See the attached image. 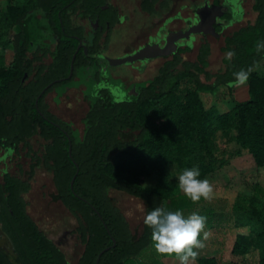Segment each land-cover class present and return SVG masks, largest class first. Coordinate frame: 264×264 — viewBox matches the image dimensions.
<instances>
[{
    "label": "trees",
    "instance_id": "trees-1",
    "mask_svg": "<svg viewBox=\"0 0 264 264\" xmlns=\"http://www.w3.org/2000/svg\"><path fill=\"white\" fill-rule=\"evenodd\" d=\"M31 2H35L32 9L29 6ZM76 2L6 0V7L0 10V47L3 52L9 46L13 50L9 63L5 53L0 56V151L8 150L0 158V164L11 156V162H18L19 155L17 153L18 159H15L14 153L22 143L24 149L29 150L27 155L34 151L35 162L31 165L30 174L41 163L53 174L55 191L49 196L52 201H61L76 217L77 232L84 244L83 254L76 264H96L99 254L105 249L99 264H134L133 259L151 244V229L144 223L140 230L132 229L109 196V190L124 191L142 199L147 205L146 214L156 207L183 211L191 208L193 203L178 195L166 204L167 194L128 182L126 174L143 175L147 166H170L176 160H173L175 152L187 149L185 139L193 140L194 136H200V140L205 141L220 120L231 117L238 121L241 146L248 148L257 165L264 168V85L256 72L250 74L247 82L250 98L237 103L229 114H220L215 106L205 109L198 97V93L213 92L219 85L228 86L234 79V72L255 67L264 58V51L257 53L255 50L256 42L264 40V0H254L253 10L260 12L254 23L225 36L222 52L234 51L236 55L231 61L223 57V70L216 73L207 70L211 48L205 43L197 54L196 62L184 63L182 67H175L174 62L165 63L135 96L121 101H116L111 94L104 98L97 96L83 117L80 136L67 122H62L65 130L45 122L36 107L40 95L38 104L42 105L49 92L69 82L52 84L69 75L72 63L74 74L79 66L87 65L88 57L80 59V52H76L77 41L70 40L62 29L71 14L67 13V8L76 6ZM67 24V33H73L74 29ZM41 27H45L57 42L54 50L41 39L34 40ZM3 29L14 31L13 35L5 34L9 37L6 42ZM59 39L60 42L57 41ZM191 49L189 46L187 50ZM49 59L50 62L47 61ZM201 74L213 82L202 81ZM186 78L195 84L192 93L195 103L187 109H180L173 97ZM50 84L52 86L48 87ZM159 106L165 117L178 118L177 126L175 124L168 133L144 120L148 110ZM43 107V111H48V117L59 120L48 110L46 103ZM33 136L45 141L43 150L33 149L30 142ZM69 138L72 157L78 167L69 155ZM114 161L119 173L112 171ZM29 190L30 183L21 176L9 171L0 174V202L10 218L8 231L18 249L17 261L22 264H72L28 214L24 194ZM88 202L100 212L101 218ZM245 215L246 222L255 221V224L250 236L237 235L232 254L244 256L256 249L258 264H264V214L251 211ZM8 257L0 252V264H16ZM196 261L198 264H219L215 257L198 256Z\"/></svg>",
    "mask_w": 264,
    "mask_h": 264
},
{
    "label": "rangeland",
    "instance_id": "rangeland-1",
    "mask_svg": "<svg viewBox=\"0 0 264 264\" xmlns=\"http://www.w3.org/2000/svg\"><path fill=\"white\" fill-rule=\"evenodd\" d=\"M124 12L127 13L129 20L114 29L108 49L103 50V55L110 58H118L138 54L144 47H138L154 31L149 28L151 18L142 13L139 9L140 0H114ZM191 0H178V3H185ZM30 9L35 6V2L29 4ZM253 0H247V17L240 23L230 27L218 36L209 35L205 38L199 37L196 40L195 51L183 53L178 66L182 67L184 63H194L197 60V50L202 41L208 43L211 53L208 57L209 66L207 68L211 73L223 70L225 65L222 62L226 53L222 52L224 38L232 34L240 27H244L248 22L254 21L256 13L253 10ZM5 8V1L0 0V10ZM177 23L174 27H179ZM186 30V29H183ZM4 42L9 37L6 33L13 35V30L3 29ZM167 37V36H166ZM43 41L51 50L55 49V39L50 32L41 27L34 40ZM2 40V41H3ZM193 40L188 39L186 43L190 44ZM135 48V49H134ZM7 63L11 61L12 47L5 50ZM48 61V60H47ZM164 63L163 58H159L150 63L146 68L144 64L139 65L137 61L133 64L138 71H125L127 64L112 66L106 62L101 65L109 71L119 74L120 77L129 85H145L155 75H157ZM133 66V67H135ZM144 68V69H143ZM258 77L263 80L264 85V58H262L254 67ZM91 70H79L77 79L55 88L46 97V102L50 110L59 118L71 125L76 135L80 136L83 132V117L90 107V102L86 98V91L91 90ZM204 82L212 83L213 80H207L204 74L200 75ZM85 84L88 90L84 89ZM120 80L110 78L109 88L116 101L124 100L129 93L119 90ZM195 84L192 79H183L175 90L173 101L180 109H187L190 104L195 103L193 91ZM199 100L205 109L215 106L220 114H229L233 111L237 103L246 101L250 98L248 83L241 88H229L226 85H219L213 92L198 93ZM94 100V99H93ZM175 108V109H177ZM178 109V110H180ZM247 115L250 116L248 112ZM146 122L156 125L162 132L168 133L173 127L177 126L178 118L169 119L164 116V110L161 106L152 108L145 113ZM239 124L234 117L220 120L213 131L208 134L205 141L200 140V136L192 139H185L188 142L185 151L175 152L170 166L155 168L147 166L143 175L126 174L128 182L140 185L144 188L158 189L167 194L165 201L169 204L171 199L182 195L177 187V176L185 168L198 167L201 173L200 178H208L215 186V197L211 202L201 200L191 208L183 210L185 216L192 212L205 216L206 231L211 233L210 238L204 241L205 247L199 251V257H215L219 264H258L259 255L256 249H252L244 256H234L232 248L239 233L250 236L255 221L246 222L248 212L256 211L264 214V168L259 167L254 156L248 148L241 146L239 140ZM35 150L41 151L46 143L35 136L30 139ZM204 142V145H202ZM24 171L20 173L18 167L12 169V173L21 176L30 183V190L24 194L27 202V212L36 222L38 227L58 245L65 254L67 260L76 264L83 254L84 244L77 232L78 221L73 213L64 205L55 203L50 198V193L55 191L53 174L48 171L44 165H36L33 173L30 174L31 164L22 160ZM112 171L119 173L117 162L112 164ZM202 173L204 175H202ZM109 196L113 199L115 205L120 209L132 229L142 228L143 219L146 215V203L137 197H134L124 191L110 189ZM3 212L0 208V241L4 242V247L9 257L16 262L18 249L8 231V225L4 222ZM4 223L3 231H1ZM9 238L13 240L15 251L11 247ZM203 240V236L201 235ZM9 243V245L6 244ZM134 264H178L173 258H166L156 254L152 242L145 248L140 255L133 259ZM195 264H198L197 261Z\"/></svg>",
    "mask_w": 264,
    "mask_h": 264
},
{
    "label": "flooded vegetation",
    "instance_id": "flooded-vegetation-1",
    "mask_svg": "<svg viewBox=\"0 0 264 264\" xmlns=\"http://www.w3.org/2000/svg\"><path fill=\"white\" fill-rule=\"evenodd\" d=\"M246 2L247 0H191L189 2L179 4L178 0H140L139 9L142 13L147 14L151 18L148 27L153 29L154 31L145 39V41L142 44L138 45L136 49L154 43H159L161 46H163L166 42L165 41L166 36L169 33L176 32L177 35H179L180 31H187L190 26L196 24L198 21V16L195 14V10L198 7H203L206 5L220 6L222 8L220 17H215V22L213 24L214 28L217 30L218 34L220 35L224 31L228 30L230 27L236 24H240L247 17L248 13L246 10ZM253 4H254V0H253ZM68 12L71 13L69 17V22L63 23L62 29H64V31L66 32L65 35L70 36L69 37L70 40L73 39L77 41L76 51L78 49V52H80V59H82L83 57H88V61H87V65L79 66L75 74L73 73L74 75L72 74L70 78H69L70 75L69 73L68 76L56 80L58 81L57 83H62L63 81L66 80L69 82H74L77 79V72L79 70L82 69L91 70L92 75L90 78L93 79V84H91V90L86 91L85 93L86 98L90 102V104L91 102H93V99L95 100L97 98V96H99L100 98H104L106 97V95L111 94L110 88L108 87L110 78L113 79L118 78L120 80L121 84L118 85L117 87L120 88L119 90H123L124 92L129 93L127 98L137 95L140 92L142 86L144 85L127 84L126 81L123 80L119 74L110 72L109 66L108 68L105 69V67L101 65V62H106V61L100 58V55H103L102 53L103 50L109 48L110 40L113 35L114 29L117 26L122 25L123 23L129 20L127 13L124 12L122 8L115 3L114 0H77L76 6L74 7L70 6L67 8V13ZM255 13L256 16L254 21L248 22L245 26H247L248 24H252L257 20L260 12L257 11ZM67 23H69L71 29H74L73 33L70 34L67 33L66 31L67 30L66 25H68ZM177 23L181 24V26L174 27V25ZM209 35L212 34L202 33V32L194 33L190 38H188L189 40L190 39L193 40L190 44L186 43V41L188 42V39H179L177 41V49L173 52H170L168 55L156 56L144 62H139V61L137 62L139 65L144 64V68H146L153 61L159 58H163L164 63L162 67L167 62H174V66L179 67L178 56L180 57L183 53L186 52H191V53L194 52L196 40L199 37L203 39ZM169 38L172 39V37ZM57 41L60 42V39ZM55 44H57L56 41ZM203 44H205L204 41L200 43L197 50V54L200 51V48L202 47ZM189 46H191L192 48L191 50H187ZM85 47L88 49V54L85 53ZM92 55H97V56L92 57ZM48 61L50 62L51 59H49ZM133 66H135L133 63L128 64V66L125 68V71H128V69L132 71H138L136 66L135 67ZM82 85H84V89L88 90L87 85H85L84 83ZM45 103L47 104L46 98L42 105L36 104V107L40 115L43 117L44 121L54 124L57 128H61L62 130H65L64 125H62V122L64 121L63 119L59 118L58 116H57L59 119L58 121L55 119H51L47 115L48 111L47 110L46 112L43 111L42 108H44L43 106L45 105ZM48 110H50L49 106H48ZM28 151L29 150L27 148L24 149V144L21 143L18 151L14 153L15 156L18 153L19 155L18 158H20V160L15 163L11 162L10 158H12V156L7 160H3L0 164V174H3V172H7V171L11 172L12 169H15L16 167L19 168L20 173H23L24 168H23L22 160L29 162L31 165L35 162L33 160L34 151H32L31 154L27 155ZM7 152L8 150L2 149L0 151V158L3 157ZM14 158L18 159L17 156ZM19 163H21V166L19 165ZM40 165H44V164L41 163ZM11 174L13 173L11 172ZM54 202L64 205L61 201H54ZM0 208L1 211L3 212L2 215L4 218V222L10 227L9 224L10 218L5 213L3 203L1 202H0ZM4 226L5 225L3 223L1 228V231L3 232H4L3 230ZM9 241L11 247L15 251L16 247L13 245V240L9 238ZM6 244L9 245V243L7 242ZM54 244L58 247L56 243ZM4 245H5L4 242L0 241V252L9 256ZM8 258L9 260L13 261L10 257Z\"/></svg>",
    "mask_w": 264,
    "mask_h": 264
},
{
    "label": "clouds",
    "instance_id": "clouds-1",
    "mask_svg": "<svg viewBox=\"0 0 264 264\" xmlns=\"http://www.w3.org/2000/svg\"><path fill=\"white\" fill-rule=\"evenodd\" d=\"M257 53L264 51V40L255 44ZM234 51H228L225 59L231 61ZM254 67L240 69L233 73L234 79L228 86L241 88L249 80ZM198 167L185 168L177 176V187L180 193L194 204L201 200L211 202L215 197V186L208 178H200ZM205 216L192 212L185 216L182 210L170 211L164 207H156L149 211L143 219L144 225L151 229V242L157 255L173 258L178 264H195L200 249L205 247L211 233L206 231ZM203 236V240L201 239Z\"/></svg>",
    "mask_w": 264,
    "mask_h": 264
},
{
    "label": "water",
    "instance_id": "water-1",
    "mask_svg": "<svg viewBox=\"0 0 264 264\" xmlns=\"http://www.w3.org/2000/svg\"><path fill=\"white\" fill-rule=\"evenodd\" d=\"M221 12H222V8L220 6H208V5H206L203 7H198L195 10V14L198 16L197 23L190 26L187 31H180L179 35H177L176 32L169 33L165 39L166 42L163 46H161L159 43H154V44H149L148 46L144 47L142 51H140L138 54H135V55L118 57V58H110V57L105 56V55H100V58L103 59L104 61H106V63H108V65H112V66H119V65H123V64H127V63L131 64L134 61L144 62L150 58H153V57H156L159 55H168L170 52L175 51L177 49V41L179 39H188L194 33L202 32V33H210L214 36H218L219 34H218L217 30L214 28L213 24L215 22V17H220ZM169 37H172V39H170ZM76 52H78V49ZM85 53L88 54V49L86 47H85ZM96 56L97 55H92V57H96ZM74 60H75V56L73 57V62H74ZM73 69H74V63H72V65H71L70 76L73 74ZM57 82L58 81L53 82L52 84H55ZM52 84L48 85V87L52 86ZM40 96L38 97V99L40 98ZM38 99L36 101V104H38ZM69 142H70L69 155H70L72 161L78 167V164L76 163V161L72 157L71 138H69ZM74 180H75V177L71 181V188H73ZM82 199L84 201H86L84 198H82ZM90 205L92 206L93 210L97 213V215L101 218L102 216H101L100 212L92 204H90ZM103 223H104V221H103ZM104 225L107 228V225L106 224H104ZM113 241L115 242L116 240L113 238ZM106 250L107 249L103 250L99 254V257L97 259L96 264H99L100 256Z\"/></svg>",
    "mask_w": 264,
    "mask_h": 264
},
{
    "label": "crops",
    "instance_id": "crops-1",
    "mask_svg": "<svg viewBox=\"0 0 264 264\" xmlns=\"http://www.w3.org/2000/svg\"><path fill=\"white\" fill-rule=\"evenodd\" d=\"M4 1H5V3H6V0H4ZM1 8H2V7H1ZM3 53H4V52H3L2 48L0 47V56L3 55ZM5 56H6V55H5ZM12 56H13V53H12ZM11 59H12V57H11ZM232 88H233V87H232Z\"/></svg>",
    "mask_w": 264,
    "mask_h": 264
}]
</instances>
